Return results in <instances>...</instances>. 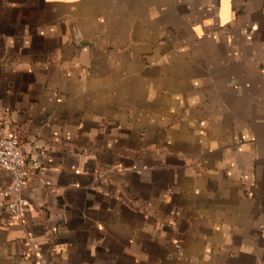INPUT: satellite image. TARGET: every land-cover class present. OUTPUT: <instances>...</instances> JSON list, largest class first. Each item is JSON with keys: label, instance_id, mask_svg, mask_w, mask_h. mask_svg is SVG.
<instances>
[{"label": "crops", "instance_id": "crops-1", "mask_svg": "<svg viewBox=\"0 0 264 264\" xmlns=\"http://www.w3.org/2000/svg\"><path fill=\"white\" fill-rule=\"evenodd\" d=\"M0 122V264H264V0H0Z\"/></svg>", "mask_w": 264, "mask_h": 264}, {"label": "built area", "instance_id": "built-area-1", "mask_svg": "<svg viewBox=\"0 0 264 264\" xmlns=\"http://www.w3.org/2000/svg\"><path fill=\"white\" fill-rule=\"evenodd\" d=\"M0 122V171L10 175V181L0 187V196L5 199L4 207L12 221L21 223L27 202L23 196L26 186L25 154L14 131L4 132ZM25 254L35 252L26 243Z\"/></svg>", "mask_w": 264, "mask_h": 264}]
</instances>
